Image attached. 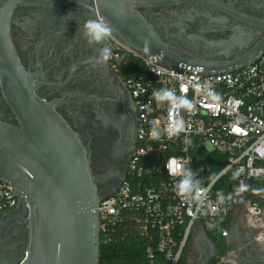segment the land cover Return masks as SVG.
Instances as JSON below:
<instances>
[{
    "label": "built area",
    "instance_id": "obj_1",
    "mask_svg": "<svg viewBox=\"0 0 264 264\" xmlns=\"http://www.w3.org/2000/svg\"><path fill=\"white\" fill-rule=\"evenodd\" d=\"M110 38L115 58L130 70L126 83L138 127L127 177L101 200V236L129 222L149 242L156 240L155 250L166 254L169 264H180L197 225L219 239L228 238L238 207L246 200L245 216L255 240L264 244V51L244 68L206 75L200 68H171ZM163 90L174 92L171 101L154 98V92L162 95ZM174 121L182 124L179 131ZM153 129L157 138L151 135ZM207 152L227 157L225 168L215 176L203 156ZM194 158L206 161L205 174H193ZM184 178L192 188L180 193ZM224 179L229 180L227 195ZM20 203L14 187L0 180V218ZM230 215L232 225L226 229ZM148 254L154 258L152 247Z\"/></svg>",
    "mask_w": 264,
    "mask_h": 264
},
{
    "label": "flooded vegetation",
    "instance_id": "obj_2",
    "mask_svg": "<svg viewBox=\"0 0 264 264\" xmlns=\"http://www.w3.org/2000/svg\"><path fill=\"white\" fill-rule=\"evenodd\" d=\"M141 12L167 51L189 63L234 61L264 44V0H185ZM98 18L96 10L84 3L25 0L14 11L11 38L22 68L31 77L34 96L52 106L79 140L98 191L105 196L127 177L138 121L126 68L115 58L111 38L90 45L83 35L84 23ZM104 46L112 55L106 65L98 66V50ZM0 122L20 128L1 87ZM28 217L20 203L0 218V264L23 262L29 247ZM234 225L243 232L240 240L213 242L214 249L202 243L204 264H238L250 255L264 254V245L255 240V230L242 210L235 214Z\"/></svg>",
    "mask_w": 264,
    "mask_h": 264
},
{
    "label": "water",
    "instance_id": "obj_3",
    "mask_svg": "<svg viewBox=\"0 0 264 264\" xmlns=\"http://www.w3.org/2000/svg\"><path fill=\"white\" fill-rule=\"evenodd\" d=\"M24 1L0 0V87L20 122V128L0 122V180L14 187L28 210L29 247L21 264H99L98 209L108 195L99 193L91 162L79 140L53 107L37 99L29 87L31 77L22 68L11 38L14 11ZM69 1L90 5L102 21L112 26L113 36L171 68H201L206 75L229 73L244 68L264 51L262 44L234 61L189 63L167 51L141 12L185 0ZM206 164L194 158L193 174H205ZM201 229L202 241L214 249L204 227ZM230 236L235 241L242 238L235 225ZM246 263L264 264V254L250 255L238 264ZM199 264H204L202 259Z\"/></svg>",
    "mask_w": 264,
    "mask_h": 264
},
{
    "label": "trees",
    "instance_id": "obj_4",
    "mask_svg": "<svg viewBox=\"0 0 264 264\" xmlns=\"http://www.w3.org/2000/svg\"><path fill=\"white\" fill-rule=\"evenodd\" d=\"M130 70L126 69V75ZM207 160L210 174L212 176L221 172L227 163V157L225 154L217 152H207L203 155ZM223 193L227 195V187L229 180L224 179L222 181ZM232 225V216L230 215L224 221V228L229 229ZM183 232V228L179 229ZM210 239L214 243H218L220 240L218 237L208 233ZM180 237H176L177 242L181 240ZM156 240L149 242L147 237L142 236L133 226L129 223H121L117 225L113 230L109 232L108 236H101V250L99 264H169L166 254L157 252ZM190 243L187 245L185 252L181 258L180 264H189L188 254L190 252ZM220 246H224L223 243ZM152 247L154 250V258L151 259L148 254V249ZM225 252H221V256H225Z\"/></svg>",
    "mask_w": 264,
    "mask_h": 264
},
{
    "label": "clouds",
    "instance_id": "obj_5",
    "mask_svg": "<svg viewBox=\"0 0 264 264\" xmlns=\"http://www.w3.org/2000/svg\"><path fill=\"white\" fill-rule=\"evenodd\" d=\"M113 29L109 23L102 21L101 19H88L83 25V35L87 39L88 43L91 45L93 43H101L105 41L107 38H110L112 35ZM99 58L96 59V64L98 66L106 65L107 61L111 58V49L107 46L100 48L99 50ZM153 96L157 100H169L171 101L174 97V92L171 90H163V94L161 95L159 92H154ZM187 101L183 100V104H186ZM182 127L180 122H173V128L175 131H179ZM153 138H157L159 133L157 130L153 129L151 133ZM173 165H176V168H179L176 161L173 159L171 161ZM168 169V165H165ZM169 170V169H168ZM171 174V173H170ZM184 174V172H183ZM192 184L189 178H184L178 185V190L180 193H187L191 190Z\"/></svg>",
    "mask_w": 264,
    "mask_h": 264
},
{
    "label": "crops",
    "instance_id": "obj_6",
    "mask_svg": "<svg viewBox=\"0 0 264 264\" xmlns=\"http://www.w3.org/2000/svg\"><path fill=\"white\" fill-rule=\"evenodd\" d=\"M243 213V217L246 218L245 213H246V200H243L242 203L239 205L238 210L237 211H241ZM201 227H203L202 225H197L192 233V237H191V243H190V252L188 254V260H189V264H199L202 257L204 256V250L202 247V243H203V234H202V229ZM206 231V230H205ZM240 234L243 236V232L241 230H239ZM206 233L208 234V232L206 231ZM208 237L210 239V236L208 234ZM255 237H256V233H255ZM211 240V239H210ZM223 240H228L229 242H231V236H229L226 239ZM202 241V243H201ZM212 241V240H211ZM262 245H264L262 243ZM230 254H233V252L231 251Z\"/></svg>",
    "mask_w": 264,
    "mask_h": 264
},
{
    "label": "rangeland",
    "instance_id": "obj_7",
    "mask_svg": "<svg viewBox=\"0 0 264 264\" xmlns=\"http://www.w3.org/2000/svg\"><path fill=\"white\" fill-rule=\"evenodd\" d=\"M206 147H207V149H209V150L211 149L208 145H207Z\"/></svg>",
    "mask_w": 264,
    "mask_h": 264
}]
</instances>
